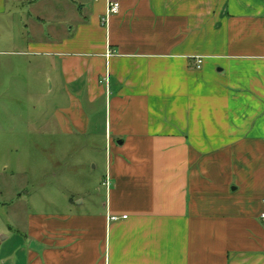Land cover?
Wrapping results in <instances>:
<instances>
[{"label":"crops","instance_id":"1","mask_svg":"<svg viewBox=\"0 0 264 264\" xmlns=\"http://www.w3.org/2000/svg\"><path fill=\"white\" fill-rule=\"evenodd\" d=\"M110 1L0 0L42 35L52 139L103 142L110 179L16 216L0 264H264V0Z\"/></svg>","mask_w":264,"mask_h":264},{"label":"rangeland","instance_id":"2","mask_svg":"<svg viewBox=\"0 0 264 264\" xmlns=\"http://www.w3.org/2000/svg\"><path fill=\"white\" fill-rule=\"evenodd\" d=\"M29 17L28 8L0 14V257L15 245L2 239L20 225L16 216L66 213L78 193L107 198L103 142L52 139V68L28 52L29 38H42ZM46 117L50 131L42 132ZM81 176L91 184L85 190Z\"/></svg>","mask_w":264,"mask_h":264},{"label":"built area","instance_id":"3","mask_svg":"<svg viewBox=\"0 0 264 264\" xmlns=\"http://www.w3.org/2000/svg\"><path fill=\"white\" fill-rule=\"evenodd\" d=\"M120 9H121L120 4L118 2H112L109 0L105 21H107L113 15H118L120 13ZM198 64L200 65L201 61H199ZM105 186L107 187V191H109L110 190V179H109V177L106 180ZM123 218L126 219L127 216H124ZM262 219L264 220V213L262 214ZM110 220L111 221H117L118 218L115 216H111Z\"/></svg>","mask_w":264,"mask_h":264}]
</instances>
